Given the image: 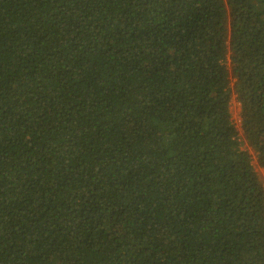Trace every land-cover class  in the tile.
Wrapping results in <instances>:
<instances>
[{"label":"trees","instance_id":"obj_1","mask_svg":"<svg viewBox=\"0 0 264 264\" xmlns=\"http://www.w3.org/2000/svg\"><path fill=\"white\" fill-rule=\"evenodd\" d=\"M247 148L264 0H0V264H264Z\"/></svg>","mask_w":264,"mask_h":264},{"label":"rangeland","instance_id":"obj_2","mask_svg":"<svg viewBox=\"0 0 264 264\" xmlns=\"http://www.w3.org/2000/svg\"><path fill=\"white\" fill-rule=\"evenodd\" d=\"M233 83V82H232ZM231 86V85H230ZM230 108H231V114H232V119L233 122L235 123L236 126H239L240 121H241V117H240V109H239V104L235 98L234 95H231V99H230ZM240 147H245L246 144L243 142V138L240 136ZM248 151L252 154V164L254 166V170L257 172V174H260L263 178L264 181V168H261L257 165L256 162V158L253 155V150L250 148H247Z\"/></svg>","mask_w":264,"mask_h":264}]
</instances>
